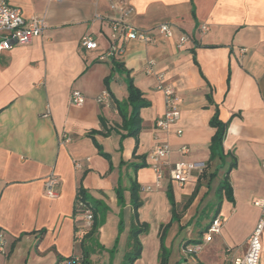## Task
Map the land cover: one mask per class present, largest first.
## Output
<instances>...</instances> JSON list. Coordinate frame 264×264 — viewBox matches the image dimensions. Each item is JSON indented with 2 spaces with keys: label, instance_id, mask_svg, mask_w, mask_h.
<instances>
[{
  "label": "crops",
  "instance_id": "crops-1",
  "mask_svg": "<svg viewBox=\"0 0 264 264\" xmlns=\"http://www.w3.org/2000/svg\"><path fill=\"white\" fill-rule=\"evenodd\" d=\"M9 2L26 18L44 19L46 29L28 45L0 51V264H28L31 257L36 264L83 258L94 240L84 245L76 240V227L84 225L75 215L79 189L102 211L98 243L106 247L118 232L116 247L125 231L129 245L135 182L141 188L139 223L148 225V217L170 215V239L185 237L170 264H230L244 256L261 218L255 202L264 200V0ZM124 10L132 13L124 16ZM123 20L154 38L151 43H121L123 52L116 58L129 73L117 72L111 59H105L112 46V24ZM162 24L171 25V39L160 34ZM203 26L209 28L206 34L201 33ZM184 35L190 40L179 47ZM86 36L97 43L96 49L82 45ZM149 62L154 63L151 74ZM159 74L181 100L180 119L165 132L156 128L166 113ZM128 77L149 104L140 112L136 156L137 141L121 129L123 120L112 100L110 105L96 102L104 91L126 101ZM74 91L86 97L82 107L72 104ZM216 113L228 127L224 156L212 159L216 130L211 121ZM93 131L94 139L89 136ZM156 144L171 149L163 161L160 187L150 159ZM180 161L204 163L205 169L192 171L182 185L171 176ZM77 162L81 168H76ZM140 163L145 167L139 168ZM52 175L59 180L55 198L45 194ZM227 176L233 200L220 189ZM184 200L188 202L183 207ZM217 217L223 221L220 233L189 261L183 246L202 243L203 233ZM168 224L159 228L150 261L144 245L148 231L140 235L142 254L134 264H159L161 244L166 245L169 236L162 229ZM262 246L264 264V233Z\"/></svg>",
  "mask_w": 264,
  "mask_h": 264
},
{
  "label": "built area",
  "instance_id": "built-area-1",
  "mask_svg": "<svg viewBox=\"0 0 264 264\" xmlns=\"http://www.w3.org/2000/svg\"><path fill=\"white\" fill-rule=\"evenodd\" d=\"M112 9H116V5L111 6ZM132 11L124 10L123 15L128 16ZM46 29V22L39 17L26 18L23 12L11 6L9 0H0V51L11 50L17 46H25L30 44L33 39L39 37ZM209 28L207 26L201 27V33L206 34ZM159 32L166 38L173 37V31L170 24H162L159 26ZM137 40L144 43H151L154 38L149 35L145 30L137 29L132 25H129L123 21H116L112 24V46L107 53L105 59H112L119 56L123 52V46L121 43L125 41ZM190 40L188 36H181L179 38L178 45L183 47ZM82 45L89 49H96L97 43L92 37L86 36L82 40ZM246 50L243 51V53ZM153 62L148 63L147 73H153ZM160 90L165 97L166 113L165 116L158 120L156 128L159 131H168L172 125L179 121L181 113L179 110L180 98L176 89L169 84H165V75L159 74L158 76ZM71 102L77 107H82L86 102V97L80 91H74L71 95ZM96 102L100 105H110L111 95L108 91H104L97 97ZM181 134V131L178 132ZM183 153H187L188 150L183 148ZM171 149L166 144H156L150 159L152 160V168L157 176V187H160L161 180L163 178L162 165L163 161L170 155ZM76 168H81L80 163L75 164ZM197 169H205L204 163L186 162L180 161L174 164L171 170V176L174 181L179 184H185L191 175V172ZM262 169L264 172V162L262 163ZM59 185V180L56 176L52 175L45 184V194L50 198L56 197L55 188ZM255 206L261 209V218L256 224L253 232L247 240V252L244 256L235 257L230 264H261L262 256V235L264 233V200L255 202ZM77 207L85 209L84 225L80 227L77 238L82 239L86 231H88L93 224V214L87 208V205L83 201L77 202ZM223 221L217 217L213 220L212 224L203 233L202 243L195 245L183 246L184 253L189 261L194 262L195 256L202 249L203 243L211 241L214 235H218L221 231ZM3 238L0 235V250L2 251ZM83 258L74 257L71 261H64L61 264H82Z\"/></svg>",
  "mask_w": 264,
  "mask_h": 264
},
{
  "label": "trees",
  "instance_id": "trees-1",
  "mask_svg": "<svg viewBox=\"0 0 264 264\" xmlns=\"http://www.w3.org/2000/svg\"><path fill=\"white\" fill-rule=\"evenodd\" d=\"M111 64L113 65L114 69L117 72H122V73H129V71L126 70L124 63L120 62L116 57H113L111 59ZM127 90H128V98L126 101H118L117 99H114V96L112 93L111 95V100L113 104L115 105L116 110L122 117V125L121 129L127 131L128 135L131 137H134L137 141V145L135 147V156L138 148V138L139 134L141 133L142 130V119L140 117V112L143 108L148 107L149 104L148 102L143 98V93L141 92L140 89H138L134 83L133 80H131L129 77L127 78ZM129 106H132V111L129 112ZM211 126L215 128L216 132L215 135L213 136L210 144V152H211V157L212 159L219 157L222 158L224 156V151H223V141L226 135L227 127L228 124L223 123L219 117L218 113L215 114L214 118L211 121ZM97 133V131H93L89 133V136L94 139V134ZM104 134V133H103ZM108 133H105L104 136H108ZM96 146L99 148L101 151V154L105 157H108L107 153H104L102 151L101 146L96 143ZM234 163H236V160H234ZM139 168L140 167H145V164L140 163L137 165ZM221 191H225L227 197L229 200H233V190L232 186L229 182L228 176L226 177L225 181L222 183L220 187ZM141 188L140 186L135 182L133 183L132 186V204L134 206L135 210V215H134V222H133V228L131 232V237L129 239V245L134 244L136 246L135 252H129L126 254L125 258L127 259L126 262L123 264H134L141 256L142 254V244L140 242V235L144 234L148 231L149 227L146 223H139V209L142 206L141 203ZM89 195L85 192L83 189H79L77 198H76V207H75V215L80 217V220L84 222V214H85V209H81L77 207V202L78 201H83L87 205V208L92 211L93 214V224L92 227L85 232L83 235L82 239L77 238V233L80 229V226L76 227V240L80 241L82 245L86 243L87 240H94L98 234V229L101 226V223L103 222V218L100 216V211L98 206H95L90 203L89 201ZM168 198L169 201L172 205V213L173 217H177V205L175 204L174 197L171 194L170 191H168ZM119 200L122 202L123 198L122 195H119ZM167 229V226L163 227L162 231H165ZM44 232V231H41ZM163 237V236H162ZM73 257H69L66 259H60L59 264H61L64 261H71ZM82 264H91L90 262V253L87 250H84L83 254V262ZM159 264H170V253L168 252L166 246L161 244V250L159 254Z\"/></svg>",
  "mask_w": 264,
  "mask_h": 264
},
{
  "label": "rangeland",
  "instance_id": "rangeland-1",
  "mask_svg": "<svg viewBox=\"0 0 264 264\" xmlns=\"http://www.w3.org/2000/svg\"><path fill=\"white\" fill-rule=\"evenodd\" d=\"M187 202L188 200H184L181 206L184 207ZM209 212H210L209 210L206 211L203 217V220H206V218L209 215ZM182 214H183V211H182ZM147 220H148L147 222H148L149 229H148V236L145 240L144 245H145L146 258L147 260L149 259L148 261H150L152 258L153 252L155 253V249L153 247H155V241L157 239L159 228L161 225H166L169 223L170 215L169 216L166 215L162 217L161 216L148 217ZM175 223H176V219H175ZM170 227L171 226L168 224L167 229L165 230L169 234V236L166 238L165 246L168 252L170 253V259H174L175 261L179 255V247L181 246L180 242L185 237H182V238L180 237L176 239L175 241H173V239H170V237L172 236L174 229ZM117 236H118V232H116L115 235L113 236V241L111 242V244L107 245L106 247H103L101 246L103 244L100 245L98 243L99 241L97 237L94 239V242L90 244L91 249H88L90 256H91L90 258L91 264H123L124 262H126L127 260L125 258L126 254L129 252H135L136 246L134 244L127 245V238L129 234H126L125 231H123V233L119 235L120 240H119L118 245L114 247V242ZM153 240H154V243H153ZM100 243H102V240H100ZM28 264H36L35 259L31 257L28 261Z\"/></svg>",
  "mask_w": 264,
  "mask_h": 264
}]
</instances>
